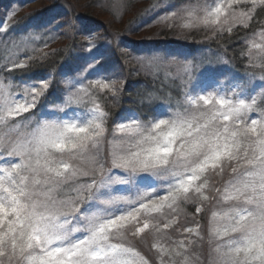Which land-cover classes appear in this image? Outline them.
Returning <instances> with one entry per match:
<instances>
[{"label":"snow or ice","instance_id":"obj_1","mask_svg":"<svg viewBox=\"0 0 264 264\" xmlns=\"http://www.w3.org/2000/svg\"><path fill=\"white\" fill-rule=\"evenodd\" d=\"M163 19L240 38L244 75L153 51L138 63L163 80L141 103H159L118 121L107 101L125 82L102 54L63 72L48 105L52 78L31 73L59 36L0 23V264H264V0H188Z\"/></svg>","mask_w":264,"mask_h":264},{"label":"trees","instance_id":"obj_2","mask_svg":"<svg viewBox=\"0 0 264 264\" xmlns=\"http://www.w3.org/2000/svg\"><path fill=\"white\" fill-rule=\"evenodd\" d=\"M10 0H0V10L9 4ZM22 3L25 0H15ZM62 1L56 0L53 6H46L33 10L18 17L9 25L8 35L19 37L24 33L36 35L45 32L53 34V30L58 26H65L69 22L70 35L63 47L57 48L56 54L51 56L43 65L35 66L32 69V79L51 77L53 87L47 97V104L50 105L60 95L64 88L62 73L69 68L77 69L85 65L91 56H100L104 67L110 71H115L122 81V92L116 100H108L109 110L113 114V120H119L129 113L151 115L159 101L152 105L141 103L146 91L160 89L163 75L160 80L153 81L152 77L139 69V59L145 54L156 50L178 54L181 57L206 58L216 61L223 59L229 61L226 65H220V70L226 73L244 75V65L239 58V50L242 46L240 38L233 37L230 40H206L205 34L201 32L193 33L184 38L170 37L166 32L160 33L158 38H129L123 33L113 32L103 20L93 15L90 11L76 8L67 9L62 5ZM147 7L160 6V4H178L185 0H147ZM71 8V7H70ZM75 8V7H74ZM1 12V11H0ZM134 18V16L132 17ZM131 17L129 19H132ZM138 22L139 13L135 15ZM80 27V29H79ZM88 31H101L96 45L91 53L86 52L83 47L82 33ZM243 35V33H241ZM125 46V49L123 48ZM216 67V65H213ZM138 70V71H137ZM168 90L165 84V91ZM154 95H161L155 91ZM175 96V90H173ZM195 206L192 203L183 205L180 211V222L191 226L192 214ZM187 218V220L185 219ZM200 217H197L199 219Z\"/></svg>","mask_w":264,"mask_h":264},{"label":"rangeland","instance_id":"obj_3","mask_svg":"<svg viewBox=\"0 0 264 264\" xmlns=\"http://www.w3.org/2000/svg\"><path fill=\"white\" fill-rule=\"evenodd\" d=\"M55 2L56 0H25L19 4L15 0H10L9 4L5 5V7L0 10V23H5L9 26L21 15L46 6H53L52 9L56 10L54 8V6L57 5ZM187 2L188 0H185L178 4H160L158 7L154 6L148 8L147 0H123L124 7L120 9H114L112 7L113 0H65V2L62 1V5L73 11L76 8L90 11L93 15L103 20L113 32L119 34L123 33L122 35L129 38L147 39L158 38L163 31L170 37H187L188 35L186 33L175 28H170L168 26L170 21L163 19L167 12L178 8ZM13 13L14 15H12ZM137 13H139V19L141 22H138L135 18ZM133 16L134 18H132ZM130 17L132 19H129ZM70 33L69 22H66L65 26L58 25L53 30V34L58 35L59 38L49 43L44 51H51L52 49L63 47L66 44L68 40L67 36L70 35ZM101 34V31L83 32L81 39H83L84 35H92L96 37V40L94 41L96 44ZM123 48L125 49V46H123ZM139 69L142 70L140 64ZM109 75L122 81L115 71H110ZM257 91H259V89H257Z\"/></svg>","mask_w":264,"mask_h":264}]
</instances>
